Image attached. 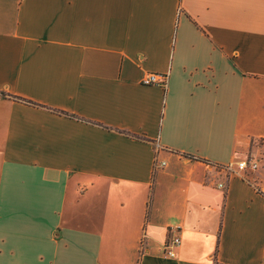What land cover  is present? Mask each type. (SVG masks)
<instances>
[{
  "label": "crops",
  "instance_id": "obj_1",
  "mask_svg": "<svg viewBox=\"0 0 264 264\" xmlns=\"http://www.w3.org/2000/svg\"><path fill=\"white\" fill-rule=\"evenodd\" d=\"M263 163L264 0H0V264H264Z\"/></svg>",
  "mask_w": 264,
  "mask_h": 264
},
{
  "label": "built area",
  "instance_id": "obj_2",
  "mask_svg": "<svg viewBox=\"0 0 264 264\" xmlns=\"http://www.w3.org/2000/svg\"><path fill=\"white\" fill-rule=\"evenodd\" d=\"M142 84L145 86L155 85L158 87H165L166 85V76L164 75H157V74H147L142 79ZM163 165V163H162ZM257 163L253 162L252 160H243L234 164H228L223 168L224 171L229 173L228 175L235 174L236 172H246V171H255L257 169ZM218 187L220 189L224 188L223 184H219ZM180 244V240L177 237H174L171 241L167 242L163 248V254L167 257L174 256V248L178 247Z\"/></svg>",
  "mask_w": 264,
  "mask_h": 264
},
{
  "label": "rangeland",
  "instance_id": "obj_3",
  "mask_svg": "<svg viewBox=\"0 0 264 264\" xmlns=\"http://www.w3.org/2000/svg\"><path fill=\"white\" fill-rule=\"evenodd\" d=\"M261 167H262L261 169H263V168H264V163H263V164H261Z\"/></svg>",
  "mask_w": 264,
  "mask_h": 264
}]
</instances>
